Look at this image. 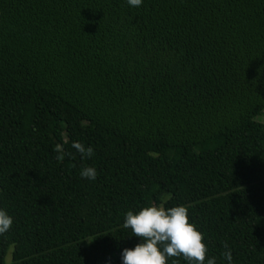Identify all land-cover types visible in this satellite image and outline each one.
Masks as SVG:
<instances>
[{
	"label": "trees",
	"instance_id": "obj_1",
	"mask_svg": "<svg viewBox=\"0 0 264 264\" xmlns=\"http://www.w3.org/2000/svg\"><path fill=\"white\" fill-rule=\"evenodd\" d=\"M263 109L264 0H0V264H122L161 203L264 264Z\"/></svg>",
	"mask_w": 264,
	"mask_h": 264
},
{
	"label": "clouds",
	"instance_id": "obj_2",
	"mask_svg": "<svg viewBox=\"0 0 264 264\" xmlns=\"http://www.w3.org/2000/svg\"><path fill=\"white\" fill-rule=\"evenodd\" d=\"M132 7H140L143 0H127ZM82 158H91L95 153L92 147H86L80 142H73ZM55 159L62 162L65 149L62 144L55 145ZM82 178L95 180L97 170L87 166L82 168ZM13 226V218L7 211L0 209V236L5 235ZM123 228L131 229L132 236L139 239L134 248H125L121 253L122 264H168L169 258L183 257L189 264H216V259L208 258L209 249L205 243L204 234L190 221L188 208L180 205L166 208L163 203L143 207L137 213L128 211ZM228 249L221 255L232 264L233 256ZM173 264H177L174 260Z\"/></svg>",
	"mask_w": 264,
	"mask_h": 264
},
{
	"label": "rangeland",
	"instance_id": "obj_3",
	"mask_svg": "<svg viewBox=\"0 0 264 264\" xmlns=\"http://www.w3.org/2000/svg\"><path fill=\"white\" fill-rule=\"evenodd\" d=\"M255 120H257V121H261V122H264V109L262 110V112H261L259 115H257V116L255 117ZM6 259H7V260L10 259V254H9V253H8Z\"/></svg>",
	"mask_w": 264,
	"mask_h": 264
}]
</instances>
